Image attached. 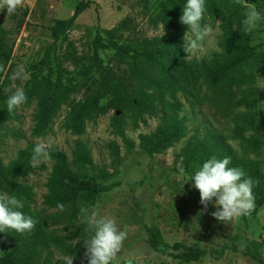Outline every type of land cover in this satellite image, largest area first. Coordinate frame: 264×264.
<instances>
[{"label": "rangeland", "instance_id": "374dc122", "mask_svg": "<svg viewBox=\"0 0 264 264\" xmlns=\"http://www.w3.org/2000/svg\"><path fill=\"white\" fill-rule=\"evenodd\" d=\"M80 1L24 0L14 14L7 15L6 9L0 11V23L8 30L9 43L13 48L6 67L8 79L3 94L13 93L17 87L24 89L29 86L35 72L33 66L43 59L46 52L50 55V65L41 74L44 83H54L57 78H61L64 88L71 87L68 103L61 105L51 124V131L46 136L32 135L36 98L30 105L24 103L15 110L17 120L4 122L19 136L1 140L3 163L9 164L21 150L39 141H50L51 148L57 147L71 160L76 141L85 142L93 158V173L109 187L107 192L99 196L95 211L100 216L115 219L119 229L127 233L121 252L111 264H261L244 251L264 258V205L256 214L236 218L229 224L220 223L211 216V212L215 211L214 201L209 204L207 212L198 215L203 208L199 202L200 194L188 180L199 167L185 166L180 154L193 135L202 137L207 131L220 133L227 137L239 158L257 161L264 175V69L256 78V87L260 92L255 95L254 105L238 106L224 101L214 103L210 99V92L207 96L202 92L191 101L186 100L181 93L176 94L175 98L167 97L170 102L181 104L178 115L185 119L188 135L159 154L144 152L139 146V136L152 133L160 124V117L145 116L146 123H140L137 128L127 120L123 133L118 134L112 126V118L120 113L109 110L96 120L89 121L84 134L73 135L63 128L71 104L101 91L104 84L99 69L93 66L96 38L99 36L104 46L114 41L130 48L128 54L120 53L111 46L99 49L103 66L112 69L130 91L137 82L130 70L133 57L142 50L145 40L160 38L168 33L157 20L165 0H89L90 8L78 17L68 34L55 47H51L54 41L51 26L56 20L70 18ZM205 2L203 23L211 24L213 29L218 27L217 46L216 49L206 48L198 58L187 60L200 62L220 53L224 40V19L233 15L243 21L247 11L244 3L255 5L264 17V0ZM113 30L110 36L107 32ZM187 31L188 28L183 40ZM248 34L250 44L256 47V53L264 54V19L259 22L257 29ZM187 35L191 36V32ZM18 68L24 69L25 79H12ZM6 71L0 80V88ZM244 88L236 89L237 99L243 97L241 90ZM52 166L53 161L49 158L36 167L32 174L19 179L21 183L32 187L34 202L31 211L34 213L51 215L57 211L43 204ZM182 189L183 195L180 193ZM148 227L158 228L169 244L182 242L200 247L206 254L198 262L187 263L157 252L147 243ZM51 228L61 234L66 231V225L63 224H51ZM169 252L175 253L172 250ZM3 253L0 241V255ZM54 256L55 264L65 262L61 253L55 251Z\"/></svg>", "mask_w": 264, "mask_h": 264}, {"label": "trees", "instance_id": "16d2710c", "mask_svg": "<svg viewBox=\"0 0 264 264\" xmlns=\"http://www.w3.org/2000/svg\"><path fill=\"white\" fill-rule=\"evenodd\" d=\"M185 3L186 0L163 2L157 20L168 33L160 38L145 40L142 50L137 51L133 57L130 70L137 82L130 91L112 69L103 66L99 58V49L103 47L111 46L125 54L130 52V48L114 41L104 46L99 36L96 38L93 66L99 69L104 80L103 87L96 94L71 104V109L63 121L65 130L73 135H82L89 121L96 120L109 110L120 113L112 118V126L118 134L123 133L127 120L137 128L140 123H146L145 116L160 117V124L152 133L139 136L140 148L147 154L154 155L173 147L188 135L185 119L178 115L181 104L170 102L167 97L175 98L176 94L181 93L186 100L191 101L202 92L205 96L210 92V99L214 103L224 101L238 106L255 104V95L260 92L256 87V78L264 69V54L256 53V47L250 44L249 34L244 31L240 18L231 15L224 19V40L220 53L200 62L187 60L183 50V34L187 26L179 22ZM90 5L89 0H82L70 18L55 21L50 28L54 40L51 47H55L68 34L78 17ZM113 32L114 30L107 33L111 36ZM12 52L9 32L0 23V65L4 66L5 71ZM49 59V52H46L43 59L33 66L35 72L29 86L24 88L26 105H30L34 98L37 99L33 113L35 125L32 130V135L36 137H44L51 131V124L61 105L68 103L71 89L64 88L61 78H57L54 83H44L41 74L50 65ZM5 71L0 72V80ZM83 74L87 75V72L83 71ZM7 79L8 71L0 88V150L3 138L19 136L4 124L6 121L18 119L15 110L12 113L7 111L6 100L12 94H3ZM243 86V97L237 99L235 91ZM33 147L32 144L28 145L7 165L3 163L0 155V193L20 199L24 203L22 211L25 215L37 221L31 232H0L4 249V253L0 255V264H55V251L64 257H74L75 264H87L83 247V241L90 235L87 214L95 211L99 196L107 192L109 187L101 183L99 177L93 173V158L85 142L76 141L71 151V160L65 152L52 147L49 149V158L53 161V166L43 204L46 208L57 211L51 215L32 212V187L21 183L19 179L27 177L37 169L30 165ZM114 152L117 153V149ZM180 156L185 166L197 165L199 168L212 157H229V167L240 168L245 173V178L254 181L256 206L251 214H256L264 205V175L260 165L254 160L239 158L226 136L212 131L205 132L202 137L193 135L183 147ZM81 209H87L88 213H83ZM51 224L66 225V231L63 234L58 233L51 228ZM147 234V243L152 249L180 261L198 262L206 254L200 247L188 246L182 242L167 243L158 228L148 227ZM170 250L175 253L169 252ZM244 253L264 264L261 255L246 251Z\"/></svg>", "mask_w": 264, "mask_h": 264}, {"label": "clouds", "instance_id": "9594fccd", "mask_svg": "<svg viewBox=\"0 0 264 264\" xmlns=\"http://www.w3.org/2000/svg\"><path fill=\"white\" fill-rule=\"evenodd\" d=\"M24 0H0V11L7 10V15L14 14L23 5ZM243 2V0H238ZM247 11L242 23L244 31L251 33L257 29L259 22L264 19L255 5L244 3ZM206 12L205 0H186L179 22L186 25L188 31L184 36L183 50L187 58H198L206 48L216 49L217 29L211 24L203 23ZM219 25V21H217ZM191 32V36L187 33ZM5 71L0 65V72ZM26 74L23 68H18L12 75L13 80H23ZM27 101V96L22 87L8 96L6 100L7 111L12 113ZM50 141H39L34 144L30 160L31 167H38L49 159ZM229 157L218 159L212 157L189 178L191 187L198 190L200 204L203 208L198 215H203L208 210L209 204L214 201L215 211L211 216L220 223L229 224L236 218L250 216L255 209L253 193L254 181L245 178V173L237 167H229ZM183 195V189L180 191ZM24 203L15 196L0 193V232L14 230L24 234L31 232L37 223L31 216L22 211ZM88 213L87 209H81ZM90 235L83 241L85 249L84 259L87 264H111L121 252L127 233L121 231L113 218L100 216L96 211L87 214ZM79 243V242H78ZM243 247V245H242ZM74 257H65V264H73Z\"/></svg>", "mask_w": 264, "mask_h": 264}]
</instances>
